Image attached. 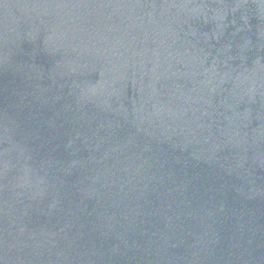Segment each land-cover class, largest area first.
Segmentation results:
<instances>
[{
	"label": "water",
	"instance_id": "95a60500",
	"mask_svg": "<svg viewBox=\"0 0 264 264\" xmlns=\"http://www.w3.org/2000/svg\"><path fill=\"white\" fill-rule=\"evenodd\" d=\"M0 264H264V0H0Z\"/></svg>",
	"mask_w": 264,
	"mask_h": 264
}]
</instances>
